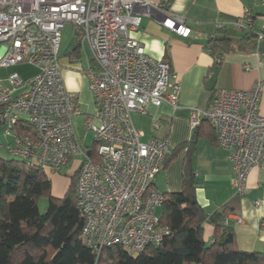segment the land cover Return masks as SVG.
<instances>
[{"label": "built area", "instance_id": "built-area-1", "mask_svg": "<svg viewBox=\"0 0 264 264\" xmlns=\"http://www.w3.org/2000/svg\"><path fill=\"white\" fill-rule=\"evenodd\" d=\"M155 7L144 0H0V68L25 63L37 68L26 79L10 75L21 94L0 88L4 135L12 138L5 148L13 158L52 174L62 173L69 157H81L75 188L84 214L82 239L98 254L116 244L139 253L171 233L156 214L164 193L153 188L170 146L164 138L143 141L144 132L132 116L146 113L149 104L179 107L180 84L169 62L150 56L132 36ZM67 23L73 25L79 50L78 56H68L67 66L85 61L83 71L99 109L85 122L94 133L96 162L75 132L73 119L82 115L81 105L63 77L60 46ZM161 24L182 37L192 32L183 15L167 9ZM252 25L246 12L241 21H218L215 26L248 32ZM255 41L261 49L264 28L255 33ZM262 90L261 80L250 90L221 89L206 108H190L192 127L207 122L216 130L219 146L228 151L238 196L245 194L251 170L264 161ZM20 123L28 131H16Z\"/></svg>", "mask_w": 264, "mask_h": 264}, {"label": "crops", "instance_id": "crops-1", "mask_svg": "<svg viewBox=\"0 0 264 264\" xmlns=\"http://www.w3.org/2000/svg\"><path fill=\"white\" fill-rule=\"evenodd\" d=\"M144 1L157 8L152 9L151 15L143 16L142 25L132 36L144 44L150 56L169 62L179 81L180 95L178 108L168 104H149L146 113L132 114L135 125L144 132L142 140L164 138L168 140L170 150H174L180 144L192 140L195 135L197 146L193 165L196 170V198L206 214L203 224L204 240L208 244L212 243L216 228L226 226L235 233L236 249L264 251V161L251 170L245 194L238 196L232 184L235 177L234 165L228 151L219 146L212 126L204 121L199 128L194 129L190 123L191 107L204 109L219 90H250L260 80L263 81L260 112L264 114V56L262 49L254 47L255 36L251 40L242 39L245 32L230 26L226 28L233 36L236 48L225 56L218 75L213 72L215 60L207 48L210 36L216 32V22L241 21L246 12L252 21L254 32L261 31L264 28V0ZM166 9L186 18L192 28L189 37H182L161 24L163 10ZM66 55L62 56L65 64L64 81L68 91L78 95V101L84 110L80 116H85L86 122L90 116L89 111L96 109V115L99 111L97 106L94 109L84 102L83 107L81 103L86 78L83 67H86V63L81 59L78 66L69 67ZM18 66L0 68V88L12 91L15 95L21 94L23 90L15 89L9 77L17 73L15 69ZM80 116H76L73 121L75 132L81 139L82 134L78 128ZM156 124L158 127H155ZM0 137L3 144L0 150L7 151L5 145L11 143L12 138L3 134L7 139L4 142L2 135ZM185 155L186 149L180 151L163 168L155 178L153 188L163 193L181 189ZM227 204H232L235 209L225 212Z\"/></svg>", "mask_w": 264, "mask_h": 264}, {"label": "trees", "instance_id": "trees-1", "mask_svg": "<svg viewBox=\"0 0 264 264\" xmlns=\"http://www.w3.org/2000/svg\"><path fill=\"white\" fill-rule=\"evenodd\" d=\"M255 33L252 26L242 39L251 40ZM234 42L226 28L216 30L209 40L207 48L214 57L216 75L225 56L235 50ZM261 49L264 51V43ZM77 54L79 50L73 48L66 56ZM0 125H3L1 108ZM14 129L25 132L29 128L20 123ZM212 129L217 140L216 130ZM196 146L194 135L192 140L168 153L164 168L186 149L181 189L164 193L160 224L168 226L171 233L159 244H151L139 253L116 244L98 254L85 244L84 214L78 206L75 188L80 162L74 157H69L67 167L76 168L69 173L64 195L58 197L46 170L24 160L0 156V264H264V251L235 248V233L230 227L218 226L212 243L204 240L206 214L196 198L193 165ZM96 148L95 143L87 147L88 157L95 162ZM43 195L49 200L45 212L39 209ZM227 206L225 212L235 209L232 204Z\"/></svg>", "mask_w": 264, "mask_h": 264}, {"label": "rangeland", "instance_id": "rangeland-1", "mask_svg": "<svg viewBox=\"0 0 264 264\" xmlns=\"http://www.w3.org/2000/svg\"><path fill=\"white\" fill-rule=\"evenodd\" d=\"M76 43L74 34H73V25L70 23H67L65 25V28L63 30L62 33V38H61V46H60V53L61 56H64L66 54H69L72 49L74 48V45ZM23 65V64H22ZM87 67V65H86ZM86 67H83V70H86ZM15 71L19 74V76H21L22 78L26 79L28 77H31L33 74H35L37 72V68L33 65H29V64H24V66H18L16 67ZM85 73V72H84ZM86 78H84V92L82 93L83 99L81 101L82 106L85 107V105H83L84 102L89 103V105H91L94 109L97 106L96 102H95V97L93 95V92L90 90L89 88V77L87 75V73H85ZM87 82V85L85 84ZM85 99V100H84ZM85 104V103H84ZM98 107V106H97ZM82 111L83 108H81ZM96 109L94 111H89L88 114L90 116L92 115H96ZM80 124H79V132L82 134L81 135V141L82 144L87 148V147H92V145L94 144V133L92 131H87L86 127H85V116H80ZM74 120V119H73ZM73 123H75L73 121ZM6 129L5 125H0V135L4 134V131ZM3 141L6 142L7 139L3 137ZM0 156L4 157V158H13L11 156V154L8 151L4 150H0ZM75 161H81V157L77 156L75 158ZM76 167L74 168H69V167H65L62 171V173H57V174H52L50 172V178L52 179L53 182V193L55 196H63L68 185H69V173L71 171H73ZM49 200H48V196L47 195H43L40 199H39V209L41 212H45L48 206ZM163 212V206H159L156 209V214L161 216Z\"/></svg>", "mask_w": 264, "mask_h": 264}]
</instances>
